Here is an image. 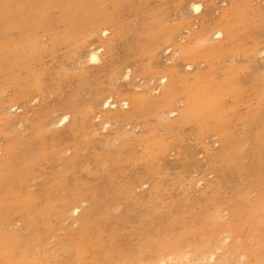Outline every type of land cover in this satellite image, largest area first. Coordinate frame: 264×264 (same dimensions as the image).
Wrapping results in <instances>:
<instances>
[{"label":"rangeland","instance_id":"1","mask_svg":"<svg viewBox=\"0 0 264 264\" xmlns=\"http://www.w3.org/2000/svg\"><path fill=\"white\" fill-rule=\"evenodd\" d=\"M0 264H264V0H0Z\"/></svg>","mask_w":264,"mask_h":264},{"label":"snow or ice","instance_id":"2","mask_svg":"<svg viewBox=\"0 0 264 264\" xmlns=\"http://www.w3.org/2000/svg\"><path fill=\"white\" fill-rule=\"evenodd\" d=\"M204 5L200 4V3H193L192 5V9L196 12V13H201L202 9H203ZM104 35H107V33H104ZM217 37H219L221 35V33H216ZM93 62H96L97 57L95 54H93V56L91 57ZM69 120V117L67 115L63 116L62 119L59 120V124H64L66 121Z\"/></svg>","mask_w":264,"mask_h":264},{"label":"bare ground","instance_id":"3","mask_svg":"<svg viewBox=\"0 0 264 264\" xmlns=\"http://www.w3.org/2000/svg\"><path fill=\"white\" fill-rule=\"evenodd\" d=\"M91 51V50H90ZM95 52V53H94ZM96 52H98V50L96 51L95 49H94V51L90 54V56L92 57L93 56V54H95L96 55V57H97V60H96V62L99 60V56H98V54L96 53ZM90 60H91V62H93L92 61V59L90 58ZM95 63V62H94ZM128 73V72H127ZM126 78V77H125ZM109 103V102H108ZM107 104V103H106ZM110 104V103H109ZM108 104V105H109ZM103 106H104V103L102 104ZM113 105V104H112ZM110 106H111V104H110ZM174 112V111H173ZM192 113V107L190 108V107H188V110H187V112H186V115H185V117H188V116H190V114ZM67 122V121H66ZM58 124V123H57ZM60 125V124H59ZM52 126V125H51ZM75 198H78V196L76 195L75 196ZM78 210V209H77Z\"/></svg>","mask_w":264,"mask_h":264}]
</instances>
